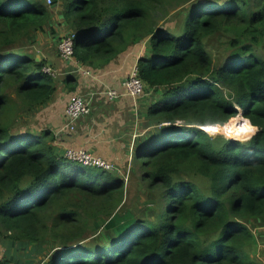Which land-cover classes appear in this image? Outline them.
<instances>
[{
    "label": "trees",
    "instance_id": "16d2710c",
    "mask_svg": "<svg viewBox=\"0 0 264 264\" xmlns=\"http://www.w3.org/2000/svg\"><path fill=\"white\" fill-rule=\"evenodd\" d=\"M52 2L83 65L104 67L148 40L138 70L161 95L134 156L155 207L122 211L123 178L67 158L51 130H14V112L43 109L59 90L46 62L13 46L51 12L41 0H0V242L33 246L46 264H259L249 248L250 222L264 221V0H182L169 26L156 16L174 0ZM213 36L226 37L225 56L209 47ZM64 83L79 87L76 76ZM244 118L255 128L240 139L258 128L246 142L201 128Z\"/></svg>",
    "mask_w": 264,
    "mask_h": 264
},
{
    "label": "rangeland",
    "instance_id": "374dc122",
    "mask_svg": "<svg viewBox=\"0 0 264 264\" xmlns=\"http://www.w3.org/2000/svg\"><path fill=\"white\" fill-rule=\"evenodd\" d=\"M41 1L45 3V5L50 9L51 12L48 23L44 26V29L32 31L28 36H25L22 40L13 44V46L15 48L27 50V52L33 54L38 60H43L44 62H46V65L51 67L56 72L55 80L57 82L59 89L58 93L60 95L58 96V99L64 106L66 105L69 96L72 93H75L68 90V87L65 86L64 80L69 75L76 76L78 78L79 67H77L74 63L66 62L60 54V40L63 36L70 34L69 28L64 23V19L61 15L60 5H54L53 2L51 4H48L47 0ZM181 1L182 0H174V2L166 3L161 8V11L156 16V21L159 25H172L173 20H175V14H177V12L182 8H186L188 5L187 2L180 3ZM223 35L227 36L226 34ZM225 40H227L226 37L216 36L209 43V47L213 49L215 54H220L221 56H223L224 54L225 56L227 47V43H225ZM146 42V48H148V40ZM147 53L148 52L146 51L145 55ZM95 90H97V88ZM8 92L13 98L16 97L13 90L9 89ZM80 92H87V89L85 87H78L76 93ZM160 95L161 91L157 93L155 92V94L150 92L137 100H133L132 98H130L131 103H129V101L127 100V104H125L127 106V109H125L124 111L126 120L123 121L127 122L128 125L125 127L124 134H127V137L128 134L130 135V143L133 144V147H135L138 139L142 138L144 135L156 128L151 124L150 121L149 126L145 121L146 119L141 116V113L143 112L146 104H150L152 100H158L160 98ZM114 104L115 103L105 104L102 100L100 102H95V107L92 113L89 116L80 119L76 126V130L72 133L61 132V128L63 126V112L48 110L47 106L43 109L33 111H18V114L14 112L12 114V120L9 122H11L14 130H32L35 132H41L42 130H51L57 136L56 143L59 144V148H62L64 151L68 148L79 147L88 149L86 145L102 144L93 142H100L99 137L102 134L108 132L105 130L108 129V122H112L111 118L114 117L115 113L111 111ZM236 117L242 118V112H240ZM94 118L100 120L98 124L92 123V121H95ZM80 123H92L94 127L91 126L89 128L93 130H80ZM226 125L228 127H234L233 123H227ZM210 131V134H212L213 136H223L227 139H231V137L225 130V125H220L218 128H211ZM257 131L258 128H256L254 134H252L248 138L240 139L241 136L239 135L236 136L235 139L246 142L250 140L257 133ZM130 143L128 144V152L124 151L123 149V161L119 162L120 164H116L114 161H111L115 165V167H117L112 172L114 173V175L123 178L126 184L122 211H131L136 213L137 215L150 216V211L148 210L151 207H155V203L153 202L152 198H155L157 194L154 192L151 194V190L149 189L148 184L142 180V169L139 163H137L133 152L129 150L132 147V145L130 146ZM95 154L99 155V153ZM99 156L103 157L102 155ZM199 182L203 185L207 184L202 179H199ZM250 227L253 230L255 239L249 248V253L259 264H264V221H251ZM91 229L92 230L89 231L90 238H92V234L94 233L93 227H91ZM90 238L85 240V242L83 243H88L90 241ZM0 252L5 255V250H1Z\"/></svg>",
    "mask_w": 264,
    "mask_h": 264
},
{
    "label": "crops",
    "instance_id": "0c3cea01",
    "mask_svg": "<svg viewBox=\"0 0 264 264\" xmlns=\"http://www.w3.org/2000/svg\"><path fill=\"white\" fill-rule=\"evenodd\" d=\"M71 33V32H70ZM144 40L142 42L137 43L134 46L129 47L125 52L119 54L117 57L112 59L109 63H107L104 67L100 68H92L86 65H81L83 68L88 70V73L84 72L83 70H78V82L80 88H86L87 92L90 90H101L108 87H113L116 89H122L123 81L125 78L130 74L134 65H136L140 58L145 56V52L148 48H146V42ZM80 67V65H79ZM95 90V91H97ZM62 93V92H61ZM59 93L56 94L54 100L47 106L48 110H55V111H62L63 113V123H64V110L66 105H62L59 101ZM103 101V103L108 104L105 98H98L96 102ZM127 100L131 103V99L127 98L126 96H122L118 100L112 101L110 103H115L112 107V112H114V117L111 118L112 122H108V131L107 133L102 134L99 137L100 142H93V143H102L101 145H86V147L93 151L94 153H99L105 159L109 161H114L116 164H120L119 162L123 161L122 154L123 149L124 151L128 152V144L130 143V135L124 134L125 127L128 125L127 122L123 121L125 119L124 111L127 109ZM60 102V104H59ZM151 103V102H150ZM67 104V103H66ZM149 104L145 105L141 116H143L147 124L150 126L149 119L145 115ZM61 114V116H62ZM94 122L92 123H99V119L94 118ZM92 123H80V130H87L92 131L89 127H94ZM126 138V139H124ZM124 139V140H123ZM58 144V143H57ZM56 144V145H57ZM131 150L134 155V148L133 144ZM58 148L60 147L59 144L57 145ZM93 147V148H92ZM62 149V148H60ZM93 149V150H92ZM63 150V149H62ZM64 151V150H63ZM125 154V153H124ZM117 167H115L116 169ZM5 250V253H11V255H16V259L10 264H46L47 262V254H42L37 251H34L33 246H29L26 249L22 248H14L11 244L0 242V251Z\"/></svg>",
    "mask_w": 264,
    "mask_h": 264
},
{
    "label": "built area",
    "instance_id": "2783aa9c",
    "mask_svg": "<svg viewBox=\"0 0 264 264\" xmlns=\"http://www.w3.org/2000/svg\"><path fill=\"white\" fill-rule=\"evenodd\" d=\"M48 4L52 3V0H47ZM74 33H70L62 37L59 43V50L62 58L68 63H74L78 70H83L88 73V70L83 68L81 63L75 59L74 56ZM138 66V65H137ZM136 65L132 68L130 74L123 81L122 89H116L113 87H108L101 90H90L84 93H72L67 101L64 114V123L61 128V132L72 133L76 130V126L80 119L89 116L95 107V102L98 98H105L106 102L110 103L112 101L118 100L122 96L132 98L137 100L144 95H147L146 85L143 79L140 77L138 67ZM50 74L56 76V72L49 66L45 68ZM217 126V125H211ZM220 126V125H218ZM207 132L204 126H201ZM215 128V127H211ZM217 131V130H215ZM65 155L67 158L78 161L86 166H93L97 168H102L106 170H115V165L85 148H68L65 150ZM3 260V254L0 252V261Z\"/></svg>",
    "mask_w": 264,
    "mask_h": 264
},
{
    "label": "clouds",
    "instance_id": "9594fccd",
    "mask_svg": "<svg viewBox=\"0 0 264 264\" xmlns=\"http://www.w3.org/2000/svg\"><path fill=\"white\" fill-rule=\"evenodd\" d=\"M219 126L217 125V128ZM225 128H227V132L229 135H235L239 136V134L242 133H250L254 130L255 126L250 123V121L247 118H244L243 123L239 127H228L225 125Z\"/></svg>",
    "mask_w": 264,
    "mask_h": 264
},
{
    "label": "water",
    "instance_id": "95a60500",
    "mask_svg": "<svg viewBox=\"0 0 264 264\" xmlns=\"http://www.w3.org/2000/svg\"><path fill=\"white\" fill-rule=\"evenodd\" d=\"M231 140H238V139H235V138H231Z\"/></svg>",
    "mask_w": 264,
    "mask_h": 264
},
{
    "label": "bare ground",
    "instance_id": "6f19581e",
    "mask_svg": "<svg viewBox=\"0 0 264 264\" xmlns=\"http://www.w3.org/2000/svg\"><path fill=\"white\" fill-rule=\"evenodd\" d=\"M207 129V128H206Z\"/></svg>",
    "mask_w": 264,
    "mask_h": 264
}]
</instances>
